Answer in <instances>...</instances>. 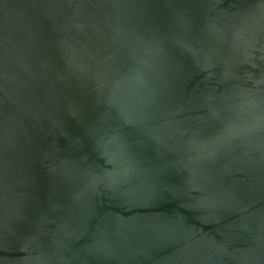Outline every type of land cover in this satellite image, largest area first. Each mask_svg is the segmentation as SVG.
<instances>
[{
	"label": "water",
	"instance_id": "95a60500",
	"mask_svg": "<svg viewBox=\"0 0 264 264\" xmlns=\"http://www.w3.org/2000/svg\"><path fill=\"white\" fill-rule=\"evenodd\" d=\"M0 264H264V0H0Z\"/></svg>",
	"mask_w": 264,
	"mask_h": 264
}]
</instances>
